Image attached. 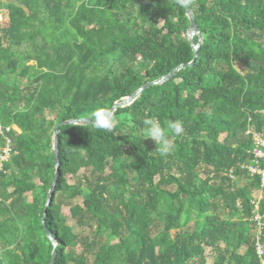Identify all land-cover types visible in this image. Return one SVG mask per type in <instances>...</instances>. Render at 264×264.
Wrapping results in <instances>:
<instances>
[{"label":"trees","instance_id":"1","mask_svg":"<svg viewBox=\"0 0 264 264\" xmlns=\"http://www.w3.org/2000/svg\"><path fill=\"white\" fill-rule=\"evenodd\" d=\"M189 7L202 35L192 66L117 110L111 133L62 127L60 175L46 212L56 264H86L95 247L102 264H204L206 248L215 264H262L251 221L260 179L241 166L251 163L249 127L264 133V0H191ZM2 10L0 154L6 136L13 148L0 171V264H50L54 246L42 220L56 172V127L98 107L111 110L190 63L189 21L180 0H0ZM145 117L165 127L183 123L180 136L169 133L175 151L161 155L142 137ZM86 165L91 175L70 185L68 176ZM232 169L236 182L227 175ZM60 193L83 198L71 213L89 217L93 242L62 220ZM157 217L162 228L152 237ZM99 237L105 241L96 243Z\"/></svg>","mask_w":264,"mask_h":264},{"label":"rangeland","instance_id":"2","mask_svg":"<svg viewBox=\"0 0 264 264\" xmlns=\"http://www.w3.org/2000/svg\"><path fill=\"white\" fill-rule=\"evenodd\" d=\"M0 20L2 24H6L7 23V11L6 10H2L1 11V15H0ZM236 67L238 69H243V67L241 66V64L237 63ZM14 127L19 130V128L17 126L14 125ZM253 127L250 126L249 130L253 131ZM227 137V134L224 133L220 136V140L224 141ZM129 154H126L124 156V161L127 162L130 158ZM92 166L90 165H86L84 167L81 168L79 175L78 176H68V183L70 185H75L79 182H81L84 178V175H87L88 177L91 175L92 172ZM201 171V175L200 178L206 176V170L204 168H202ZM107 173H109V170H107ZM134 177V175H132ZM238 176L236 175V178ZM157 180V178H155V181ZM137 184V181H135L134 178H130L129 179V183H128V188L132 191L135 190V185ZM169 189L173 190V186L168 187ZM127 196H130L129 194H126ZM260 192L258 190H255L253 192V196H259ZM29 198L31 199V195H28ZM130 198V197H129ZM57 204L60 205L61 207V218L62 220L66 221L67 224L71 227H73L74 232L79 236V237H88L89 242H93L95 239V233H96V227H92L91 226V222L88 216H81L79 218H74L72 213H71V209L72 207L76 206V205H82L83 204V198L81 196H77L75 198H70L68 196H65L64 194L60 193L57 195ZM192 224H193V219H191L188 222V226L186 228H184V230H190L192 228ZM21 225L24 228L25 231H30L31 230V226L29 224V219H24L21 221ZM162 228V221L160 217L156 218V222L149 228V233L152 237L156 236ZM176 231H171L170 234L173 236L175 234ZM29 235L32 236L33 234L31 232H29ZM105 239L99 237L96 241V243H102L104 242ZM75 249V253L77 254H82L84 252V249L82 247L81 244H79L77 247L74 248ZM244 251V248H241L239 253H242ZM88 259L86 264H102L103 262V256L101 254H99V252L97 251V248H93L92 252L89 253L88 255ZM205 260H204V264H215V254L212 252V250L210 248H206L205 250Z\"/></svg>","mask_w":264,"mask_h":264},{"label":"water","instance_id":"3","mask_svg":"<svg viewBox=\"0 0 264 264\" xmlns=\"http://www.w3.org/2000/svg\"><path fill=\"white\" fill-rule=\"evenodd\" d=\"M190 1L191 0H189L188 3H182V5L185 8L186 17L189 21V27H188L186 35H187V39L189 41L190 47L193 51L192 61L190 63L181 64V65L177 66L168 75H166L160 79H157V80L143 84L133 95L125 98L122 102L115 104L113 106V108L111 109L113 114H115V112L121 108H125L127 106L134 104L139 99L140 95L142 94V92L145 89H148L149 87H152V86L164 84L165 82L174 78L179 71L184 70L187 67L192 66L195 63L197 56H198V49L202 44V35L200 33L199 26L196 23L195 15L192 12L191 8L189 7ZM195 35L198 36V40L196 43L193 40ZM87 119H89V118L84 117V118H76V119H70V120L62 121L60 124H58V126L56 127L54 134H53L52 142H53V153H54L55 161H56V172H55L53 184L50 188L49 195L47 197V202H46V206H45V210H44L45 213H44L43 220H42V222L46 228V233H47L49 239L53 242V246H54V250H53L52 259H51L50 264H56V259H57V254H58V250H57L58 243L56 242L55 238L52 236V234L50 233V231L46 227V212H47L48 207L51 205V203L53 201L55 191L57 189V183H58L59 175H60L59 142H60L61 129L63 126H69V125H91L90 121Z\"/></svg>","mask_w":264,"mask_h":264},{"label":"built area","instance_id":"4","mask_svg":"<svg viewBox=\"0 0 264 264\" xmlns=\"http://www.w3.org/2000/svg\"><path fill=\"white\" fill-rule=\"evenodd\" d=\"M9 129V128H8ZM1 133L4 134L3 128L0 126ZM247 136H251L253 142V148L249 154L251 156V163H245L241 166L242 170H245L247 175L251 178L259 177L260 179V192L259 196H253L252 205L254 206L253 216L251 221L255 224L257 234V253L261 258L262 264H264V244L262 243V237L264 232V215L259 212V204L264 197V133H258L254 129L248 130ZM7 145L3 152L0 154V171L3 167V162L8 160L12 153V141L6 136ZM227 175L232 181L236 182L239 178H236L235 171L230 170ZM241 207L240 204H238Z\"/></svg>","mask_w":264,"mask_h":264},{"label":"clouds","instance_id":"5","mask_svg":"<svg viewBox=\"0 0 264 264\" xmlns=\"http://www.w3.org/2000/svg\"><path fill=\"white\" fill-rule=\"evenodd\" d=\"M180 2L188 3L189 0H180ZM87 120L95 130L105 133H111L117 123L113 112L104 107L96 108ZM142 123L146 126L142 137L151 139L161 155L166 156L175 151V144L170 139L169 133L172 136H180L184 132L183 123L180 120L169 121L166 127L162 126L157 119L150 117H145Z\"/></svg>","mask_w":264,"mask_h":264}]
</instances>
